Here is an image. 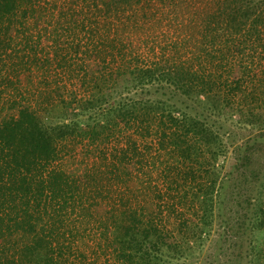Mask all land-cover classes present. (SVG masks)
Returning a JSON list of instances; mask_svg holds the SVG:
<instances>
[{
  "label": "trees",
  "instance_id": "obj_1",
  "mask_svg": "<svg viewBox=\"0 0 264 264\" xmlns=\"http://www.w3.org/2000/svg\"><path fill=\"white\" fill-rule=\"evenodd\" d=\"M74 1L52 11L59 25L82 14L71 19L89 30L81 61L64 66L65 81L42 82L33 102L24 95L0 111L3 264H90L93 252L98 264L99 251L115 264H184L215 219L239 233L241 251L255 259L247 264H264L259 243L244 246L264 229V0H179L182 34L165 43L136 37L148 0ZM27 2L2 0L0 16ZM228 121L257 131L236 143ZM126 129L156 148L152 169L131 183L115 151L88 187L59 165L76 144L95 152ZM116 197L100 220L98 198ZM94 216L89 252L80 229Z\"/></svg>",
  "mask_w": 264,
  "mask_h": 264
},
{
  "label": "rangeland",
  "instance_id": "obj_2",
  "mask_svg": "<svg viewBox=\"0 0 264 264\" xmlns=\"http://www.w3.org/2000/svg\"><path fill=\"white\" fill-rule=\"evenodd\" d=\"M27 1L25 5L19 7L16 14L12 16H0V107L5 105L4 109L0 108L2 114L7 111H13L15 107L13 105H16L15 101L24 95L28 99L30 98L27 102H33V90L37 91V87L39 86L44 87V81L52 77L51 75L58 77L61 81H65L67 77L66 73H63L64 66L72 61L74 65H77L78 61H81L79 59L82 56V48L88 41V28L81 27V25L77 24L76 20L71 21L72 16L76 19H81L82 14L71 15L69 16L70 18L61 17L59 21L61 25L57 24L56 21L58 19L54 18L55 15L52 11L54 5L62 6L63 3L71 1L75 3L74 0ZM178 1L148 0L145 4L146 13L142 17L143 23L136 37L143 41L146 40L148 43H152L153 41L165 43L168 38L174 40L178 35L182 34L180 33L181 30L177 28V23L181 21L179 20L181 18L174 10ZM54 9L56 13L58 7L54 6ZM185 14L183 13V15ZM176 16L178 19H176ZM67 20L69 21L67 22ZM73 37L75 38L74 40ZM78 39H81L79 44L80 52L76 51L75 47L72 46L77 44ZM89 46L91 45L89 44ZM235 50L241 54L238 48H235ZM55 53L57 56H55ZM242 84L245 85L244 82ZM234 117L237 119L236 115ZM230 122H226L224 129L231 128L237 138L235 140L236 143L243 142L248 136L257 131V129L252 130L248 128L249 126H244L236 121L234 124H230ZM144 140L145 138L136 132L126 129L115 137H111L108 141L103 142L95 152L93 149L89 151V148L84 143H78L69 152L63 154L64 157L61 159L59 165L67 171L76 185H86L88 187L90 185L89 181L92 180L89 177H92L98 168L101 169L103 167L100 165L101 162L109 160V156H111L109 152L115 151L118 157L112 158L116 159L118 163H122L124 178L131 183V179L136 174L140 176L141 174L145 175V171H148L150 168L152 169L150 161L151 157L156 155V148L148 149L149 151H147ZM223 161L225 162L224 170L226 171L230 168L229 164H231L233 158L230 159V156L229 158L227 156ZM157 171L154 170L152 181H157ZM111 180L114 182L112 183V187L117 190L123 185L120 180L114 179L113 176H111ZM98 199V212L103 216V219L100 220L107 221L105 210L111 208L113 200L117 202L118 198ZM97 215L100 218L98 213ZM232 216V220H235L236 216L234 214ZM98 217L94 216L89 219L87 232L82 228L80 229L82 230L84 239L83 237H79V242L81 243L79 245L81 247H87L88 244L93 245V249H88L89 252L95 250L94 237L95 234L96 236L99 235L95 230V223H99L98 221H100ZM222 224L221 220L215 219L209 235L201 243L196 244L194 242L192 244L195 247L193 253L182 257L180 262L184 264H216V262L218 264H236L239 253H243L241 246H239L241 242L238 236L239 233L237 234L236 229L231 231ZM224 230L226 238L225 236L223 237V234H225ZM248 237L249 239L244 242L245 247L259 243L260 248L264 252V229L254 231ZM219 238L222 239L221 242L217 241ZM81 241H84L83 245ZM1 245L2 242L0 241V247ZM99 252L100 255L97 258L98 264H115L114 257L110 255L109 251L106 254H103V251ZM244 253L241 254L240 264L255 261L254 258L252 259V257ZM3 256L0 253V264L4 263ZM75 256L79 255L76 254ZM91 256H88L87 261L90 264H95L93 262L94 258ZM262 262H264V258Z\"/></svg>",
  "mask_w": 264,
  "mask_h": 264
}]
</instances>
